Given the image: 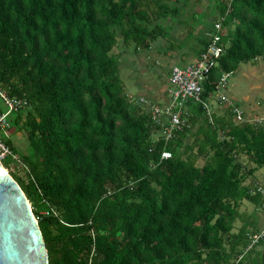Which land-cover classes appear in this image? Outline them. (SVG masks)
Masks as SVG:
<instances>
[{"label": "trees", "instance_id": "trees-1", "mask_svg": "<svg viewBox=\"0 0 264 264\" xmlns=\"http://www.w3.org/2000/svg\"><path fill=\"white\" fill-rule=\"evenodd\" d=\"M216 1L219 13L200 52L221 21L224 51L203 92L209 107L189 100L184 126L167 140L151 105L139 101L145 96L126 91L113 50L119 37L135 51L151 48L165 33L162 19L176 20L183 6L0 0V88L28 100L10 116V130L25 129L32 148L22 155L5 135L28 168L11 171L19 164L12 158L4 165L39 218L50 264H89L94 247L92 264H230L231 253L246 249L250 225L234 230L244 200L261 208L262 194L250 193L246 181L264 167V124L244 111L237 120L234 107L214 114L210 98L224 72L264 57V0ZM6 110L0 96V114ZM198 115L207 124L198 130L203 165L191 144L181 150ZM243 154L253 168L246 170Z\"/></svg>", "mask_w": 264, "mask_h": 264}, {"label": "rangeland", "instance_id": "rangeland-1", "mask_svg": "<svg viewBox=\"0 0 264 264\" xmlns=\"http://www.w3.org/2000/svg\"><path fill=\"white\" fill-rule=\"evenodd\" d=\"M172 1L173 4L175 1L177 6H183L184 9L180 17L176 20L170 15L162 19L166 27L165 33L152 43L151 48L135 51L133 45L124 44L122 37H119L118 43L113 50V54L120 60V75L125 84L126 91L135 100L140 96H145L150 100L161 103H165L170 99L168 86L172 66L174 64L184 66L199 59L200 52L208 37L207 32L212 22L217 19L219 13L216 0ZM191 15L195 16L196 19L193 17V19L188 22L185 18L189 17L191 19ZM157 19L159 20L158 17L156 18L154 16L151 27L154 26ZM262 70L264 72V57L257 58L250 62H244L240 65L236 71L231 73L227 87L222 91V94H224L225 98L229 101L219 99L214 93L210 98L211 111L214 114L223 115L224 113L226 114L228 109L233 107L232 104L244 107L245 100H252L250 106L259 104L264 107V79L258 78L263 75L261 73ZM261 81L263 83L260 84ZM256 85L258 86L257 90L255 87ZM249 93L251 94V98L247 96ZM230 102L232 104H230ZM250 112H253V108H250ZM247 113H245L246 119L249 114ZM250 121L264 124V119L261 118H252ZM202 126L205 128L207 124L203 117L198 115L196 123L191 126L190 130L187 131L186 135L183 137L182 152L185 151L186 146L191 144L194 153L199 155L198 148L200 140L203 139V133L198 130ZM160 136V131L154 132L155 138H159ZM10 138L20 154H29L32 148L28 138V132L25 129L12 127L10 130ZM197 158L199 165H203L207 160V157L203 155H199ZM241 159L246 166V170L255 166V163L251 161L247 155L243 154ZM15 166L19 169L22 168L20 164H13L11 171L17 172ZM8 171L11 174L9 169ZM248 177L246 184L250 186L254 185L256 182H264V167ZM259 210H261V208L259 209L258 206L252 204V202L248 204L247 202H243L239 209L240 216H247L250 231L259 228L258 226L262 221V217L258 214ZM236 222L237 227L235 231H238L243 221L238 219ZM244 246L241 245L239 250L244 248ZM239 252L231 253L230 264L235 263L237 259H239L240 254L239 256L237 255ZM240 264H264V242L259 244L252 252L248 253L244 259L241 260Z\"/></svg>", "mask_w": 264, "mask_h": 264}, {"label": "built area", "instance_id": "built-area-1", "mask_svg": "<svg viewBox=\"0 0 264 264\" xmlns=\"http://www.w3.org/2000/svg\"><path fill=\"white\" fill-rule=\"evenodd\" d=\"M222 25L223 23H221V21L217 22L214 25L213 30L209 32L210 43L208 48L202 52L197 61L184 66L179 64L172 66L168 88L172 98L170 102L161 105L151 103L150 100H147L145 97L139 98L140 102L151 105L153 118L162 125V130L167 140H170L176 132L184 126L185 122L183 119V113L186 110V105L189 100L203 103L206 107H209V104L203 99V92L205 83L209 81L213 69L218 66L219 59L224 51V46L221 42ZM230 76V72H224L217 83V95L220 99L226 101L229 100L225 98L222 91L227 87ZM0 96L7 106V110L0 114V161L4 163V160L12 158L19 163L21 167L27 169L28 167L21 159L20 155L15 153L6 143L4 136H9L11 128L10 116L14 112L25 109L28 106V100L21 97H10L1 88ZM230 104L232 103L230 102ZM233 107L237 114V120H245L242 109L238 107V105H233ZM208 113L211 116L210 109L208 110ZM171 155L172 154L169 151L163 152V157L165 158L171 157ZM249 192L252 194H262L263 200L261 203V211L264 213L263 183L256 182L254 185L249 186ZM44 214H50V212L46 211ZM248 241L249 243L238 261H241L247 252L264 242V222L258 230L248 233ZM94 251L95 247L90 257L89 264H92Z\"/></svg>", "mask_w": 264, "mask_h": 264}, {"label": "water", "instance_id": "water-1", "mask_svg": "<svg viewBox=\"0 0 264 264\" xmlns=\"http://www.w3.org/2000/svg\"><path fill=\"white\" fill-rule=\"evenodd\" d=\"M0 264H50V254L32 203L1 161Z\"/></svg>", "mask_w": 264, "mask_h": 264}, {"label": "crops", "instance_id": "crops-1", "mask_svg": "<svg viewBox=\"0 0 264 264\" xmlns=\"http://www.w3.org/2000/svg\"><path fill=\"white\" fill-rule=\"evenodd\" d=\"M175 65V64H174ZM261 73L263 74L261 77L259 76H257L259 79H264V72H263V70L261 71ZM257 79V78H256ZM261 83H263L262 81L260 82V84ZM169 87V86H168ZM256 87V90L258 89V86L256 85L255 86ZM169 93V92H168ZM170 95V94H169ZM250 93L247 95L248 97H250ZM251 98V97H250ZM171 95H170V99L169 100H167L166 102L168 103V102H170L171 101ZM250 103H252V100H245V102H244V107H242L241 106V108H243V111L245 112V113H247V111H248V118L250 119V120H252V118H258V119H264V107L263 106H260L259 104H253V105H251L250 106ZM243 105V104H242ZM246 107H248V108H246ZM250 108H253V112H250ZM249 109V110H248ZM247 110V111H246ZM9 136H10V132H9ZM243 202H247V204L248 203H250V202H252V204H256L257 206H258V208L260 209V203H258V202H254V201H249V200H244ZM258 214L262 217V221H261V223H260V225L258 226V227H260L262 224H263V222H264V215H263V213H262V211L261 210H259L258 211ZM242 215V214H241ZM243 217V218H242ZM238 219L239 220H241V221H243V224L241 225V226H239V228H243V227H246V225L249 223V221H248V218H247V216H238ZM237 223V222H236ZM237 225V224H236ZM237 227V226H236ZM236 227H235V229H236ZM250 227V226H249ZM240 230V229H239ZM238 230V231H239ZM235 231V230H234Z\"/></svg>", "mask_w": 264, "mask_h": 264}]
</instances>
